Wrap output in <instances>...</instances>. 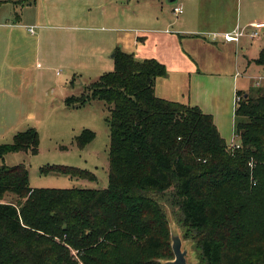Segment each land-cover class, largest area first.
I'll return each instance as SVG.
<instances>
[{
  "label": "trees",
  "instance_id": "obj_1",
  "mask_svg": "<svg viewBox=\"0 0 264 264\" xmlns=\"http://www.w3.org/2000/svg\"><path fill=\"white\" fill-rule=\"evenodd\" d=\"M113 63L86 94L64 101L109 106L107 187L30 188L24 165H0V264H164L157 258L169 251L168 226L154 198L168 193L207 264H264V88L236 92L240 148L232 151L210 115L155 96L156 79L167 74L162 64L118 49ZM254 63L264 70V43ZM94 137L83 130L77 147ZM38 145L36 130L19 132L0 145V159L37 154ZM50 172L96 180L73 167L41 169ZM6 195L16 202H3Z\"/></svg>",
  "mask_w": 264,
  "mask_h": 264
},
{
  "label": "crops",
  "instance_id": "obj_2",
  "mask_svg": "<svg viewBox=\"0 0 264 264\" xmlns=\"http://www.w3.org/2000/svg\"><path fill=\"white\" fill-rule=\"evenodd\" d=\"M13 2L17 1L0 0V145L11 143L19 132L38 129V118L45 119L49 107L46 99H42L39 106L37 96L30 95L28 91L22 94V82L12 83L8 73L25 71L27 76L24 83L30 87L36 83L28 71L33 62L36 64L39 40H54L61 45L69 37H51L45 32L49 24L40 21L52 15L61 22L63 17L61 10L45 6L47 0L35 6V11L40 12H34L33 21L23 14L17 15L15 8L10 10L11 13L9 11V14L1 16L3 9ZM170 2H174L167 8L170 14L164 13L161 3L160 14L157 15H154V3L145 2V8L152 10L149 16H145V29H139L145 32L142 33L145 34V57H142L141 42L138 43L132 36H119L116 32L112 36L102 37L104 41L99 61L110 52L114 55L117 49L133 56L137 54L139 59L156 60L165 67L167 74L156 79L155 96L198 107L212 117L219 135L227 145L239 143L234 133L235 96L237 91L247 93L256 87V83L264 82L263 68L254 63L264 43L263 40L262 45H257L259 38L264 37V29L259 38L250 40L242 37L237 43L224 42L223 35L250 23L264 24V0ZM176 6L182 8L179 15L173 13ZM54 25L68 28L63 27L62 23ZM36 26L43 31L37 37L38 42L27 43L25 32L29 33L28 28L31 27L33 32L29 34L34 35ZM117 30L130 29L122 25L119 29H109V32ZM76 40L77 37H74ZM32 45H35L34 49ZM47 47L50 46L47 45L43 50L44 57L50 58L53 53ZM139 54H142L141 57ZM113 55L110 64L112 70ZM22 58L25 60L24 66L21 65Z\"/></svg>",
  "mask_w": 264,
  "mask_h": 264
},
{
  "label": "rangeland",
  "instance_id": "obj_3",
  "mask_svg": "<svg viewBox=\"0 0 264 264\" xmlns=\"http://www.w3.org/2000/svg\"><path fill=\"white\" fill-rule=\"evenodd\" d=\"M11 5L3 9L1 16L9 14L15 8L17 15H24L33 21L35 6L44 0H12ZM154 3L155 14L159 13V6L163 5L164 13L170 14L168 6L174 5L169 0H47L45 3L51 8L61 10L62 21L58 22L51 17L44 18L42 23L49 24L45 30L51 37L69 36L61 45L52 40H39L43 32L36 26L35 34H26V42H38V54L36 64L33 62L30 71L32 80L36 81L30 87L24 81L27 73L25 71L8 74L11 82H22V94L28 91L30 95L41 100L46 99L49 106L46 117L38 118L36 129L39 136L37 154L29 151H20L8 154L0 165L8 167L24 165L28 171L30 188H57V189H104L108 184V147H109V106L99 100H92L84 105L69 106L64 103L66 98L80 97L86 94L87 87L98 80L108 71H112L113 52L106 54L99 61L101 45L104 36H112L116 32L119 36H132L138 43L141 42L143 49L142 57H145V33L139 29H145V16H149L152 10L145 8V2ZM146 9V10H145ZM12 11V10H11ZM10 11V13H11ZM65 15V16H64ZM172 15V14H171ZM37 16V15H36ZM118 24H114V23ZM127 22V24H124ZM64 24L60 28L54 24ZM39 25V24H37ZM120 25V26H118ZM127 27L128 31L117 30L109 32V29ZM128 32V33H127ZM38 37V38H37ZM77 37L78 42L74 41ZM137 39H136V38ZM140 38V39H139ZM143 38V40H141ZM257 45H262L264 37H260ZM78 43V44H77ZM50 46L52 57H44L43 50ZM35 45H32L34 49ZM27 50L24 52L26 53ZM63 52V54H62ZM23 53V54H24ZM62 54V56H61ZM140 57L142 54H139ZM135 59H139L137 54ZM24 66V58H22ZM24 68V67H22ZM253 73V71H250ZM259 88V89H258ZM264 88V82L252 90L257 91ZM83 130H89L94 134V139L84 148L77 147L75 138ZM237 137V136H236ZM238 138V137H237ZM10 143V142H9ZM49 166H67L91 172L95 175V181H87L67 175L50 172L42 174L41 169ZM168 193L164 197H155L154 200L161 207L166 220L168 231L169 251H165L157 258L159 263H165L174 259L171 251V237L178 236L181 241V250L185 251L187 264H207L200 249V237L196 231L188 226L182 218L176 200ZM3 202H16L12 195H6ZM53 241L68 249L75 258L76 253L62 240L54 238Z\"/></svg>",
  "mask_w": 264,
  "mask_h": 264
},
{
  "label": "built area",
  "instance_id": "obj_4",
  "mask_svg": "<svg viewBox=\"0 0 264 264\" xmlns=\"http://www.w3.org/2000/svg\"><path fill=\"white\" fill-rule=\"evenodd\" d=\"M173 13L175 15H179L182 13V8L180 6H176L173 8ZM264 29V24L259 23H250L248 26L244 28L236 27L229 33L223 35V40L226 43H237L242 37H247L250 40H255L261 36V30ZM29 33L33 32V29L28 28ZM260 83H256V86L259 87ZM240 101L238 96H235V105ZM232 151L240 148V143H230L227 145Z\"/></svg>",
  "mask_w": 264,
  "mask_h": 264
},
{
  "label": "water",
  "instance_id": "obj_5",
  "mask_svg": "<svg viewBox=\"0 0 264 264\" xmlns=\"http://www.w3.org/2000/svg\"><path fill=\"white\" fill-rule=\"evenodd\" d=\"M171 249L174 255V259L171 261H167L164 264H187L185 259L186 254L185 251L181 250V241L178 236L171 237Z\"/></svg>",
  "mask_w": 264,
  "mask_h": 264
}]
</instances>
